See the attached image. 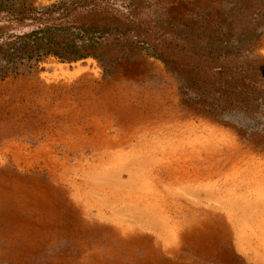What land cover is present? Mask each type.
Masks as SVG:
<instances>
[{
    "label": "rangeland",
    "instance_id": "rangeland-1",
    "mask_svg": "<svg viewBox=\"0 0 264 264\" xmlns=\"http://www.w3.org/2000/svg\"><path fill=\"white\" fill-rule=\"evenodd\" d=\"M54 3L94 45L0 70V264H264V0Z\"/></svg>",
    "mask_w": 264,
    "mask_h": 264
},
{
    "label": "trees",
    "instance_id": "trees-1",
    "mask_svg": "<svg viewBox=\"0 0 264 264\" xmlns=\"http://www.w3.org/2000/svg\"><path fill=\"white\" fill-rule=\"evenodd\" d=\"M61 2V1H60ZM35 0H0V20L4 17L9 22H25L27 20L36 21L40 24L29 33L19 35L14 41L4 40L0 42V70L9 72L16 71L25 59H39L48 54H53L62 58H81L89 55L91 52L81 53V51L94 45V41L77 42L70 37V24L66 23H50L51 16L48 14L59 7V3L50 6H35ZM47 14V15H46ZM49 16V17H48ZM40 20H46L44 23ZM83 27V26H82ZM81 27V28H82ZM58 30L64 31L63 35ZM86 31V29H85ZM254 91H257L254 89ZM258 97L255 92L247 90L243 100ZM264 100V94L259 96ZM257 102L259 98H257ZM210 110L214 111L210 106ZM217 113V112H216ZM222 113V112H221Z\"/></svg>",
    "mask_w": 264,
    "mask_h": 264
}]
</instances>
